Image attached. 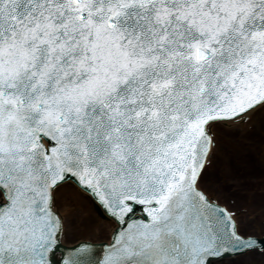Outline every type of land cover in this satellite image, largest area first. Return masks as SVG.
Masks as SVG:
<instances>
[{"label":"snow or ice","instance_id":"obj_1","mask_svg":"<svg viewBox=\"0 0 264 264\" xmlns=\"http://www.w3.org/2000/svg\"><path fill=\"white\" fill-rule=\"evenodd\" d=\"M254 256L264 0H0V264Z\"/></svg>","mask_w":264,"mask_h":264},{"label":"bare ground","instance_id":"obj_2","mask_svg":"<svg viewBox=\"0 0 264 264\" xmlns=\"http://www.w3.org/2000/svg\"><path fill=\"white\" fill-rule=\"evenodd\" d=\"M236 153L238 156H240V158L242 159V161H244V157L246 155V153L248 152V145L247 142L241 140L237 143V148H236ZM246 162V161H245ZM259 162V153L257 152V164ZM257 200H259V192H257Z\"/></svg>","mask_w":264,"mask_h":264},{"label":"rangeland","instance_id":"obj_3","mask_svg":"<svg viewBox=\"0 0 264 264\" xmlns=\"http://www.w3.org/2000/svg\"><path fill=\"white\" fill-rule=\"evenodd\" d=\"M249 260L254 261V262H256V264H258L260 257L259 256L250 257Z\"/></svg>","mask_w":264,"mask_h":264}]
</instances>
